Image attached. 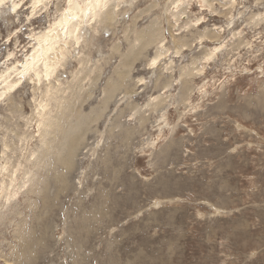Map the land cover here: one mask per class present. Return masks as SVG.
Listing matches in <instances>:
<instances>
[{
  "label": "rangeland",
  "instance_id": "1",
  "mask_svg": "<svg viewBox=\"0 0 264 264\" xmlns=\"http://www.w3.org/2000/svg\"><path fill=\"white\" fill-rule=\"evenodd\" d=\"M9 1L0 74L67 3ZM110 2L0 99V264H264V0Z\"/></svg>",
  "mask_w": 264,
  "mask_h": 264
},
{
  "label": "bare ground",
  "instance_id": "2",
  "mask_svg": "<svg viewBox=\"0 0 264 264\" xmlns=\"http://www.w3.org/2000/svg\"><path fill=\"white\" fill-rule=\"evenodd\" d=\"M8 1L9 0H0V6L6 5ZM110 1L111 0H67V3L65 5L66 7L63 9L60 15L58 14L59 17H57L53 22L51 21L52 23H50L49 26L44 31L34 36V43L31 45L30 50L27 52V55L29 56L28 58L26 57L27 60L24 59L25 62H22V63L18 61L17 62L18 64L14 63V64H11L10 66L8 64L9 67L7 68V70L1 72L0 85L2 86V88H1V93H0V99L3 98V96H7V94L15 90L19 86L21 80L24 79L25 76H30L31 78H34L36 82L37 80L40 81V78L42 77V75L47 79L48 77L50 78L53 72H56L55 71L56 67L59 64V62L63 60L65 54L68 52V48L72 47L71 44L73 43V45H76L79 43V39H80L79 34L81 33V27H83V25H86L87 22L93 24L92 22L96 23V21L99 20L101 24H104L105 27H108L109 23L113 19L112 11L109 10L106 13L104 12L105 14L103 13V11L111 3ZM28 2H29V7L27 8H31L32 11H36L39 8H41V10H43V8H46L45 0H25L23 6H26ZM18 5L19 3L14 4L12 9L13 10L16 9ZM260 16H263V19H264V14H258L257 17H260ZM206 38L207 39H205V41H203L202 43L204 42L209 43V42L216 41L215 36L214 37L207 36ZM222 48H223L222 46H219V47L215 46L212 50V53L206 56L207 61L209 63L213 61L214 54L219 53L222 50ZM161 53L160 54L158 53L157 56H155V58L152 61V65H155L157 61L162 57ZM34 82L32 84H34ZM49 85H50V82H49ZM46 89L45 91H47ZM49 91L48 93H50ZM44 105L47 106L46 104ZM67 108L69 107L67 106ZM44 110L46 111V108ZM50 115L51 114L44 116V117L50 118L49 117ZM44 120L45 119H43L42 124H44L43 123ZM54 121L52 122L54 123ZM40 122H41V119H40ZM56 123L54 124V126H56ZM49 138L51 137L49 136ZM51 140L52 139H50V141Z\"/></svg>",
  "mask_w": 264,
  "mask_h": 264
}]
</instances>
